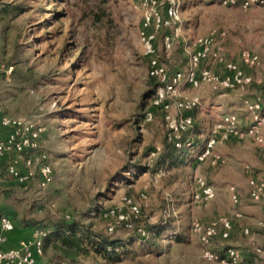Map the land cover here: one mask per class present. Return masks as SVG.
Here are the masks:
<instances>
[{
  "label": "rangeland",
  "instance_id": "1",
  "mask_svg": "<svg viewBox=\"0 0 264 264\" xmlns=\"http://www.w3.org/2000/svg\"><path fill=\"white\" fill-rule=\"evenodd\" d=\"M23 1L37 7L0 22V62L10 69L8 78L0 72V104L8 114L30 115L44 124L39 150L47 155L53 180L38 196L6 178L0 184V205L14 204L18 199L20 207L37 218L45 214L70 218L92 201L99 200L107 209L122 206L127 197L141 213L132 219L131 228L116 227V234L126 235L163 222L173 200L170 215L180 227L188 228L189 241L172 242L154 259L142 255L112 264H219L202 259L200 244L190 230L191 217L204 223L227 218L231 223L229 237L222 240L216 236L212 249L222 252L225 245L233 246L243 262L264 264V228L258 225L264 220V210L249 199L246 182L248 176H264V156L258 147L248 137L232 138L214 148L228 157V163L212 165L208 159L191 162L222 114L234 112L242 126L248 124L244 100L261 96L262 83L245 90H198L201 103L192 112L194 123L189 130L194 140L189 152L193 155L187 165L161 164V155L167 150L166 126L163 110L152 108L158 86L150 80L148 60L138 41L143 13L139 1ZM179 1L184 37L224 30L226 57L240 64L239 50H253L261 64L248 71L264 81V7L241 9L218 0ZM161 12L164 14L163 8ZM170 31L163 27L157 32L156 46L160 60L172 71L185 65L186 54L180 47L182 40L164 50L162 37ZM5 61L10 62L8 66ZM211 66L223 70L220 64ZM13 69L17 70L14 75ZM151 108L153 118L147 121L144 113ZM136 171L138 175L132 176ZM195 174L204 176L215 188V197L205 206L190 203ZM231 185L240 195L237 204L230 199ZM177 197L181 198L178 202ZM38 199L42 203L36 207ZM234 211L241 216H235ZM96 222L109 233L103 218ZM244 228L249 232L244 233ZM251 241L261 246L262 252H252ZM164 244L168 246L167 241ZM59 261L45 256L41 263ZM84 262L100 264L91 259Z\"/></svg>",
  "mask_w": 264,
  "mask_h": 264
},
{
  "label": "built area",
  "instance_id": "2",
  "mask_svg": "<svg viewBox=\"0 0 264 264\" xmlns=\"http://www.w3.org/2000/svg\"><path fill=\"white\" fill-rule=\"evenodd\" d=\"M138 1L143 12L138 41L148 60V75L159 83L151 103L152 108L160 107L164 112L167 140L172 141L177 148L193 147L189 130L194 123L191 112L201 103L198 90L203 87H208L212 91L245 90L254 83H262L261 96L244 100L249 119L248 124L242 126L241 118L234 112L222 114L212 124L202 146L195 151L193 158L198 163L208 159L212 165L226 164L229 161L228 157L215 152V146L232 138L247 137L264 156V81L256 79L248 71L260 66V56L253 50L243 47L239 50L240 64L227 58L224 30L212 29L204 35L184 37L179 0ZM218 2L241 9L253 6L264 7V0H218ZM163 27L171 28V31L162 37L164 50H171L175 42L182 40L180 47L187 57L184 68L169 71L166 64L160 60L156 35ZM212 64L222 65L223 70L213 69ZM0 72L4 73L6 78L10 76V69H7L1 62ZM144 115L145 120L150 121L153 118V110H146ZM44 133V124L35 117L5 113L0 104V184L9 178L10 181L26 188L35 175L38 177V186L41 189L51 184L53 168L47 155L39 150ZM244 167L245 170H250L248 164ZM193 179L195 189L190 193V203L205 206L215 197V188L201 174H195ZM246 182L249 199L264 210V176H248ZM229 190L231 201L234 204L239 203L240 195L236 187L231 185ZM141 197L146 198V194L141 193ZM173 211L172 200L169 208L165 210V220ZM140 213V207L131 198L124 197L122 206L105 209L102 218L108 232H112L119 225L131 228L132 219L137 218ZM234 215L241 216V212L234 211ZM258 225L264 228V220H259ZM14 229L15 225L10 216L0 212V264H43L41 258L43 257V238L47 235L46 230L31 229L27 236L19 237L15 244L6 246L7 234ZM190 229L197 237L200 254L204 260L219 264H249L241 260L239 250L233 246L225 245L222 252L211 247L216 236H220L222 240L229 237L231 223L227 218L221 217L218 220L204 223L197 217H191ZM136 231L141 236L148 234L144 228L139 227ZM243 232L248 233V228H244ZM250 243L252 252H262L261 246L252 241ZM59 264L75 263L61 261Z\"/></svg>",
  "mask_w": 264,
  "mask_h": 264
},
{
  "label": "trees",
  "instance_id": "3",
  "mask_svg": "<svg viewBox=\"0 0 264 264\" xmlns=\"http://www.w3.org/2000/svg\"><path fill=\"white\" fill-rule=\"evenodd\" d=\"M36 7L25 3L23 0H0V22L8 17L16 16L18 13L32 12ZM5 62L6 66L10 63L9 61ZM186 63L182 68L186 66ZM16 72V69L12 70L13 75ZM149 77L151 82H154L155 87L159 86L155 78ZM4 112L7 113L5 109ZM166 141L167 150L161 155L159 163L167 162L169 166L187 165V161L193 155L189 152L190 148H177L172 141L167 140V138ZM191 162L198 163L195 158H192ZM138 173L139 171H136L132 176H137ZM11 183L26 191H35L38 196L40 195L39 192L42 191L38 186L37 175L33 177L26 188L14 182ZM180 199V197H177L176 201L178 202ZM19 201L17 199L14 204L5 202V206H0L1 208L5 207L6 211L0 208V212L10 216L15 228H23L29 231L35 228L45 229L47 235L43 238V257L46 256L49 260L58 259L60 260L59 263L61 261H70L75 264H84L86 259H91L92 261H99L100 264H112L126 257L135 258L142 255H147L154 259L165 252L172 242L185 244L189 241L188 228L185 226L180 227L177 224V220L171 215L163 222L150 224L148 229H146L148 232L147 236H141L137 231L125 235L123 233L116 234L114 232L116 229L106 233L97 225L96 219L98 217L102 218V213L105 210L98 203L99 200L92 201L90 206L88 205L84 210L77 215L70 216V218H64L63 216L53 218L48 216V214L37 218L28 209L20 207L19 203L21 202ZM37 201L36 207L41 205L42 199ZM120 226L128 228L123 225ZM164 241H167L168 246H165ZM197 245H199V242Z\"/></svg>",
  "mask_w": 264,
  "mask_h": 264
},
{
  "label": "crops",
  "instance_id": "4",
  "mask_svg": "<svg viewBox=\"0 0 264 264\" xmlns=\"http://www.w3.org/2000/svg\"><path fill=\"white\" fill-rule=\"evenodd\" d=\"M30 233L29 230L27 229H23V228H15L14 230H12L11 232H9L7 234V242H6V246H10V245H13L15 244V242L17 241V239L19 237H22V236H27L28 234ZM44 257L41 258V260L43 259ZM58 260V259H56Z\"/></svg>",
  "mask_w": 264,
  "mask_h": 264
}]
</instances>
